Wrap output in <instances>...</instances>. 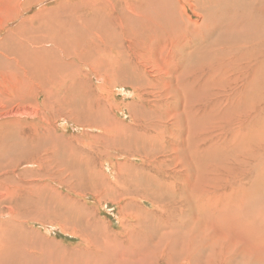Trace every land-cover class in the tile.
I'll return each mask as SVG.
<instances>
[{
    "label": "bare ground",
    "instance_id": "obj_1",
    "mask_svg": "<svg viewBox=\"0 0 264 264\" xmlns=\"http://www.w3.org/2000/svg\"><path fill=\"white\" fill-rule=\"evenodd\" d=\"M40 1L42 0H29L21 5V0H0V34L3 30L6 33L0 41V172L6 180L10 175L6 162H11V172L14 173L20 158L19 150L21 154L24 150L19 136L14 139L15 144L7 140L6 124L18 122V119L8 122V115L37 118L38 122H46L44 115L53 110L54 103L51 100L57 94L62 95V99L58 100V111L67 113L72 110L67 100L62 101L67 99H63V96L70 92L62 80L75 76L78 72L77 66L88 68L96 80L95 72L91 68L96 72L99 68L105 69L103 76L113 80L121 74L125 75L119 68L120 64L127 62L130 53L128 56L125 53L103 56V47H100L103 49L100 51L90 43L106 39L114 43L119 40L122 44L125 40L134 48L131 54L150 69L158 73H163L161 70L169 71L172 63L168 64L170 60L164 59L167 49L157 44L159 27L152 24L156 21L158 25L169 29L170 49L176 52L179 66L183 64L175 75L176 78L173 76L175 81L180 84L186 77L193 79L185 82L186 91L183 89L185 94H182L184 100L193 101L195 97L211 101V97H215V93L220 91V97H223L222 93H226L231 95L229 98L238 99L242 105L240 113L248 115L244 124L246 126L243 127L245 130L231 128L232 134L223 142L216 140L205 146L209 139L195 140L202 147L192 146V157L195 155L194 159L198 162L205 159L204 163L198 164L200 172L202 167H208L211 173L212 170L221 168L231 170L230 160L233 159L239 165V172H246L244 176H249V181L237 180L233 183L228 175L224 179L214 175L210 180L204 181V178L195 176L180 182L183 189H176L177 180H168L164 174L155 170L159 176L150 177V182L155 184L153 191H158V196H162L164 185L166 195L171 201L155 204L152 211L139 212L135 223L131 225L132 230L126 235L122 234L123 240L119 242L108 239L113 235L108 230L102 242H93L96 238L89 236L85 230L89 225H82L86 208L70 199L61 202L62 197L56 192L58 197H53L60 202L58 207L49 208L47 213L43 210V214L53 216L62 228H67L68 232L80 237L79 245L68 248L56 242L46 245L42 239L38 244L31 240L35 233L25 228L23 222L37 221L27 215L19 218L14 214L11 208L17 188L3 184L5 191L0 189V264H264V0H138L139 6L130 5L129 12L123 11L118 17L119 20L115 16L112 18L114 12L111 11L112 15L106 14L110 18L103 15L107 11L109 13L106 7L112 5L108 2L110 0H77L78 3L75 1L74 5L79 4V9L86 8L89 12L87 16L77 13L78 8H62L66 16L71 17L64 20L54 19L55 21L43 25L44 28L39 25L41 40L33 41V48H25L23 44L27 33L26 29H21L27 19L32 20L43 8L24 19L21 16L15 33L10 32L13 28L6 30L5 26L22 11L30 9ZM70 2L71 0L59 1L57 5L67 6ZM123 2L128 3L126 0ZM102 3L106 5L104 12L99 11ZM99 15L108 19H102ZM118 29L122 31L121 35ZM19 34L22 36L16 40L15 36ZM46 43L49 44L48 47ZM54 75H57V80ZM199 76L204 77L203 82H199ZM163 90L167 96H176L171 86H166ZM123 91L126 93L125 89ZM20 93L35 94L34 101L24 106ZM42 94L45 96H41ZM129 94L138 96L134 90L128 92ZM146 96L144 94L138 98L148 99ZM40 97L43 100H38ZM224 98L227 99L226 96ZM209 108L208 112L212 113L213 106ZM210 113L200 112L194 114V117L190 113L189 115L194 125L204 126L215 119ZM174 115L178 121V112ZM143 121L146 122L144 118ZM26 134L32 137L34 131L31 129V133ZM146 136L145 139L153 143L159 137V132L150 136V140ZM27 145L31 148L30 153L37 154V148ZM238 146L245 151L242 153L245 158L240 160L234 157L239 153ZM250 148L257 154L248 158L247 156L253 155L251 151H247ZM232 149H236V152ZM172 151L174 150L169 149L168 154L174 157L177 155V159L183 158L180 153L182 151L177 152L178 154ZM57 157L58 154L55 158ZM252 161L254 166H247ZM254 168L257 170L248 171ZM27 180L32 179L29 177L25 181ZM28 184L34 186L27 192L32 198L21 197V204L17 200L14 205L18 203L21 206L26 201L37 212L39 196L33 193V189L38 190L37 187L46 185H40L34 180ZM130 187L134 188L131 191L140 190L137 181L132 182ZM217 190L221 191L219 195ZM173 199H178L180 204L176 205ZM6 200H9L8 205L3 204ZM4 208L10 212V218L7 216L6 220ZM88 212L92 216L90 209ZM141 225L145 227L139 228ZM50 226L49 231L54 229L53 225ZM135 227L139 229L136 228L135 231ZM146 228L147 235H144ZM24 235L29 237L27 239L31 238V241ZM23 236L24 240L31 243L23 245V240L19 244L14 243Z\"/></svg>",
    "mask_w": 264,
    "mask_h": 264
},
{
    "label": "rangeland",
    "instance_id": "obj_2",
    "mask_svg": "<svg viewBox=\"0 0 264 264\" xmlns=\"http://www.w3.org/2000/svg\"><path fill=\"white\" fill-rule=\"evenodd\" d=\"M28 1L21 0V5ZM59 1L66 0H42L38 4L32 5L30 9L22 11L17 18L8 22L5 29L13 28L10 32L14 31L15 33L19 27L21 16L24 19L43 8V11L38 12L37 14L39 15L32 20L27 19L26 24L21 29H26L27 33V36H25L27 39L25 38V44L23 45H25V48H29L30 46L33 48V41L41 40L39 25L43 27L46 23L55 21L54 19L64 20L70 18L71 16L67 17L62 8L69 9L71 7L74 9L79 7V4L77 6L74 5L78 3L77 0H71L67 6L62 4L63 7L57 5ZM126 1L128 3L123 2V0L108 1L112 5L106 7L109 13L107 11L103 15L113 14L112 18L115 16L118 19L123 11L129 12L128 8L130 5H134V7L139 6L138 0ZM105 3L99 6V8L101 7L99 11L104 12ZM76 11L79 14H83L84 17L89 13L84 7L78 8ZM96 11L98 12V9ZM110 11L114 13L111 14ZM188 13L190 14V12ZM100 18L108 19L110 17L104 18L100 16ZM152 24L159 27L158 37L156 38L157 44L163 45L167 49L164 59L170 60L168 64L172 63L168 72L161 70L167 76L163 73H158L154 69H150L149 66L133 56L131 52L134 48L125 40L122 44L119 40L115 43L106 39L96 41L90 44L95 45L96 49L98 48L100 51L104 49L103 56H107L108 54L114 56L116 53H125L128 56L130 53L127 62L124 61L120 64L119 68L121 72H125V75L121 74L117 79L113 80L107 76H103L106 73L105 69L99 68L96 72V70L91 68L95 72L96 80L90 74L88 68L77 66L78 72L75 76L62 80L70 89V92L63 96V99H67L62 101L66 102L67 100L70 103L71 109H75L74 112L72 110H68L67 113L65 111H58L60 109L58 100L62 99V95L57 94L56 98L51 100L54 103L53 110L47 112V117L44 115L45 119L47 118L46 122L44 120L38 122L37 118L25 116L11 117L8 115L6 117L8 122L18 119L16 123L6 124L7 140L15 144L14 139L19 136L20 144L24 147V150L22 154L19 150L20 158L18 159L14 173L11 172V162L7 159L6 165L9 168L8 173L10 175L8 176L9 179L6 180L7 178L0 172V189L5 191L2 188L3 184L14 185L17 188L16 194L14 193V203L11 209L19 218L27 215L30 219L37 221L23 222L25 228L35 233L34 237L30 239L34 240L36 244L40 243V239H42L46 245L56 242L58 245L68 248L79 245L81 242L78 235H73L67 231V228H62L57 223L58 220L56 218L43 214V210H46L47 213L49 212V208L58 207L57 205L60 202L53 197H58L57 193L62 197L60 199L61 202L70 199L78 205L81 204L82 208H86L82 225H89V227H85V230L88 231L89 236L96 238L93 242H102L104 237H106L104 236L106 235L105 232L108 231H111L113 234H109L112 236L108 239L119 242L123 240L122 234L126 235L127 232L132 230L131 225L135 223V218L138 217L139 212L142 210L147 212L152 211L155 208L154 206H156L155 204L169 203L171 201V198H168L166 195L167 190H164V185L163 190H161L162 196H158V191H153L155 184L150 182V177L159 176L158 172L164 174L168 180H177L175 181L176 189H183L180 182L195 178V176L204 178V181L210 180L214 175L223 179L228 175L233 183L237 180L243 182V180L246 181L247 179V182L249 181V176H244L246 172H239V165L233 159L230 160V164H232L231 170L221 168L216 170L217 173L215 170H212L213 173H211L208 167H202V172H200L198 164L204 163L205 159L202 162L196 161L194 159L195 155L193 157L191 155L192 146L197 145L198 147H202V144L198 143V141H201L203 138L210 140L205 143V146L214 143L216 140L217 142H223L225 139H229L230 134H232L231 128L234 129L236 127L237 129L245 130L243 127L246 126L244 124L248 115L240 113L242 105H240L238 99L229 98L231 95L226 93H222L223 97H220V91L215 93V97H211V101L196 99L195 97L193 101L184 100L183 95L186 91L185 82L187 80L193 81V79L186 77L183 81H180V84L175 81L174 77L180 71L183 64L179 66L180 63L176 52L170 49L171 34L169 29L158 25L156 21H153ZM118 32L121 35L122 31L120 29H118ZM5 34L3 30L0 34V41L4 38ZM19 36H22V34L15 36V39L17 40ZM45 45L49 46L47 43ZM100 47H103V49ZM135 49L139 51L138 48ZM99 50L98 54L101 55ZM54 79H58L57 75H54ZM201 80L203 82L204 77L199 76V82ZM162 83L165 84L162 85ZM0 84H2V81ZM159 86L162 87L160 88ZM166 86H171L177 97L165 95L163 89ZM123 89L126 90V93ZM133 90L138 96L128 95V92H132ZM160 92H162L161 95L159 94ZM144 94L147 95L146 98L148 99L142 100L138 98ZM20 95L24 99V106L30 105L35 98V94L26 95L20 93ZM41 96L45 95L42 94ZM225 96L227 99L224 98ZM180 97H182L181 100ZM38 100H43V97L38 98ZM210 106H213L212 113L208 112ZM206 111L211 116H215L214 121L204 126L194 125L190 115L194 117V114ZM174 112H178V121L177 119L175 120L176 116ZM181 113L182 115L180 116ZM251 117L253 118V116ZM143 118L146 122L143 121ZM40 123L42 126H40ZM31 129L34 131L32 137L29 136L30 134H26V132L31 133ZM158 132L159 137L153 143H149L145 139L147 135L146 137L150 140V136L155 133L158 134ZM57 138L58 140L56 141ZM158 139H160V142H158ZM135 140L138 141L135 142ZM195 140L198 141L195 142ZM27 144L33 148H37V154L30 153L29 149L31 148H28ZM169 149L174 150L172 153L182 151L180 153L183 158L177 159V155L175 157L171 156L168 154ZM232 151L235 153L236 149H232ZM247 151H251V154H253L247 156L248 158L257 154L253 148ZM237 152L239 153L234 155V157L239 160L245 158L242 156V153H245V151H242V147H239ZM57 154L58 157L55 158ZM52 155L55 160H58L55 161ZM247 166H254V161ZM250 170L257 169H248V171ZM184 176H187V178H184ZM29 177L40 185H46L37 187L38 190L36 188L33 189V193L39 196V201L36 203L37 212L34 211V206L26 201L21 206L18 205V203L21 204V197L25 199H27L26 196L32 198L29 194L27 195L28 190L30 191L34 188L33 184H28L32 180L25 181ZM147 178L149 182H147ZM136 181L140 190L131 191L134 188L130 186L132 182L135 183ZM26 182V187L22 189V186L24 187ZM218 190L216 193L219 195L221 191ZM17 200L18 203L14 205ZM28 201L31 202L30 200ZM8 203L9 200H6L3 204L8 205ZM174 203L179 205L180 201L177 199L174 200ZM89 209L92 211V216L88 212ZM3 211L4 218L9 217L8 214L10 212L7 208H4ZM90 223L92 227H90ZM50 225H53L52 228L54 227V229L49 231ZM142 227L145 226L141 225L139 228ZM136 228L137 230L139 229L135 227V231ZM146 231L147 228L144 231V235H147ZM32 232L31 235L33 234ZM24 236L26 239L29 238L27 235ZM24 236L22 239H17L14 243L19 244L23 240V245L30 244L31 242L24 240ZM89 238L92 239L91 237ZM89 252L91 254V251Z\"/></svg>",
    "mask_w": 264,
    "mask_h": 264
}]
</instances>
